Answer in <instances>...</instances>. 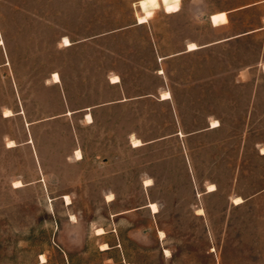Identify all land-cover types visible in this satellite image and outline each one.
<instances>
[{
    "label": "rangeland",
    "instance_id": "rangeland-1",
    "mask_svg": "<svg viewBox=\"0 0 264 264\" xmlns=\"http://www.w3.org/2000/svg\"><path fill=\"white\" fill-rule=\"evenodd\" d=\"M237 2L0 0V264H251L264 259V252L237 253L231 245L241 234L242 249L260 243L264 250V157L258 155L264 149V67L258 60L264 57L263 45L216 49L209 61L204 54L166 62L180 121L169 103L149 101L148 124L132 126L148 141L179 129L203 131L210 123L221 126L217 130L137 150L125 147L122 135L113 142L116 149L93 147L98 135L90 130L84 133L92 140L85 149L88 159L81 165L76 153L72 158L77 119L73 123L61 115L67 103L76 109L100 101L101 94L78 104V94L42 86L50 71L79 54L131 53L143 59L133 61V70H152L156 47L170 54L190 39L221 37L207 25L205 14ZM180 6V13L167 14ZM141 17L149 23L122 31L102 50L94 45L61 50L56 44L61 32L79 40L124 29ZM221 21L224 15L213 17L215 24ZM155 84L150 75L149 91ZM119 158L129 163L115 166ZM117 168L133 171L137 186H107L110 171ZM142 175L144 187L139 185ZM86 184L91 186L82 187ZM207 187L217 191L206 194ZM234 195L246 200L235 209L229 204ZM228 226L230 241L225 239L222 250ZM98 229H104L103 236ZM105 245L111 250L102 252Z\"/></svg>",
    "mask_w": 264,
    "mask_h": 264
},
{
    "label": "crops",
    "instance_id": "crops-1",
    "mask_svg": "<svg viewBox=\"0 0 264 264\" xmlns=\"http://www.w3.org/2000/svg\"><path fill=\"white\" fill-rule=\"evenodd\" d=\"M182 10L181 6L177 12L167 13L168 15L178 14ZM257 11H260L257 15ZM154 15V14H153ZM206 23L212 29L220 32L221 37L211 39L205 42H200L197 39H190L184 43L182 49L177 52L170 54L160 53L159 48L156 47V54L154 53L156 68L150 70L146 68H135L132 69L133 61H142V58H137V55L131 53H110V52H97L88 54H79L74 58H67L64 63L57 69L50 71L43 80L42 86L44 88L55 89L63 94H78L76 100L79 103L96 101L97 97L94 94H101L100 101L93 103H85L82 106H78L76 109L69 107L67 103V110L61 115L63 117H70L73 121L77 119V129H75L77 136V149L73 152L72 158L75 159V153L79 150L82 153V159L75 162L81 165L87 162L88 155L86 156L85 149L91 147L92 140L90 137H86L84 133L96 131L98 136L95 137L96 142L92 145L93 147H104L107 150L116 149V145L113 143L119 139V135L125 140V147H130L133 150L140 149L153 142H162L170 138L184 139L193 135L217 130L218 128L209 127L203 131L193 132L189 134L183 133L181 129L175 133L157 138L152 141H148L142 137L137 129L133 128L134 124H148V103L154 101L157 104L164 105L169 103L172 113L175 115L176 120L179 122L180 118L178 115V106L174 101V95L172 85H170V77L168 75L165 63L180 57H193L205 54V61L212 59V53L216 49H227L230 47L244 46L246 44H261L264 46V0H250L247 2H241L238 0L237 5L225 6L222 5L219 8H214L210 12L206 13ZM224 15L225 21L213 22L214 16ZM152 18V17H151ZM147 23H139L138 19L136 23L130 26L113 30L108 33L98 34L87 38L74 40L70 33L67 31L60 33V39L56 42L61 50H72L81 46L94 45L101 50L104 49L103 43L112 38H117L122 35V31H130V29L142 28ZM125 32V33H126ZM64 38H67L70 42V46H64ZM196 44V49L190 50L189 45ZM130 62L129 65L114 63L109 66L106 63L109 60ZM260 64L259 67H264V57L259 56ZM76 63H75V62ZM129 66V67H128ZM244 74V68H242L237 77H241ZM55 75H59V80L54 79ZM156 78L155 89L149 91L148 80L149 76ZM117 78V80H114ZM55 80V81H54ZM169 93L168 99H163L162 95ZM81 94H84L81 97ZM93 94V96H91ZM104 94H106V99ZM133 110L138 112V116L133 118ZM139 110V111H138ZM144 113V115H143ZM91 116V120H88V116ZM135 119V120H133ZM138 139L142 142L141 146L135 147L132 144V140ZM100 142H104L103 145ZM258 155L264 157L259 149ZM97 158L99 156H96ZM111 162H109L110 164ZM128 161H123L120 158L114 161L115 166L128 164ZM190 159L188 155V168L187 171H191ZM133 171L122 170L117 168L114 172L110 171L107 183L109 187L114 188H132L136 187L132 184L131 176ZM141 176L139 185L144 187V182L147 179H142ZM151 180V179H150ZM90 182L85 180L84 183ZM119 183V184H117ZM212 185V184H210ZM91 185H83L82 187L87 188ZM213 192L206 189V194H212ZM240 196H232L229 199V204L233 206V209L243 205L246 200L243 199V203L235 205L233 203L234 198ZM147 208L148 205L146 206ZM150 209V208H149ZM203 216V214H199ZM228 220H230L231 213H228ZM229 224V223H228ZM104 235V234H103ZM101 235V236H103ZM99 236V235H98ZM227 238V244L229 245L230 230L229 226L222 233V250L225 248V239ZM241 234L237 235L238 242L231 243L233 245L234 252H250L258 253L264 252L260 243H256L255 246H244L241 247L240 239ZM111 250H102L106 252ZM214 251V249L212 250ZM251 264H264L258 257L257 260L251 262Z\"/></svg>",
    "mask_w": 264,
    "mask_h": 264
},
{
    "label": "bare ground",
    "instance_id": "bare-ground-1",
    "mask_svg": "<svg viewBox=\"0 0 264 264\" xmlns=\"http://www.w3.org/2000/svg\"><path fill=\"white\" fill-rule=\"evenodd\" d=\"M145 22H147V18H146V17H141V18H140V23H145ZM63 44H64V46H70V45H71V42H70L67 38H64ZM196 48H197V47H196V44L191 43V44L189 45V49H190V50H194V49H196ZM58 76H59V75H55V76H54V79H55L56 81H58L59 78H60V77H58ZM55 80H54V81H55ZM114 80H117V78H114ZM169 97H170V94H169V93H165V94H164V99H168ZM7 116H8V115H7ZM88 120H89V121L91 120V116H90V115L88 116ZM217 126H218V121H214V122H213V127H217ZM140 145H142V142H141L140 140L136 139V140L133 141V146L137 147V146H140ZM263 154H264V149H263ZM76 157H77V159H81V158H82V153H81L79 150L76 151ZM146 182H147V184L151 185V184H150V182H151L150 180H148V181H146ZM16 184H17V186H21V185H22L21 182H17ZM211 188H212V190H214V185H211ZM66 199H67L68 202L70 201V198L66 197ZM108 199H109V200H112V199H113V196H112V195L108 196ZM242 202H243V200H242V198H240V197H238V198L235 199V204H236V205H238V204H240V203H242ZM150 208L153 210L154 213H157V212H158V206H157L155 203H151V204H150ZM200 211H201V213H202V210H200ZM104 233H105L104 229H98V230H97V234H98V235H103ZM161 236H162V238L165 237L164 232H161ZM107 249H108L107 245H105V246L102 248V250H107ZM167 256H170L169 251H167ZM109 263H112V262L109 261Z\"/></svg>",
    "mask_w": 264,
    "mask_h": 264
}]
</instances>
